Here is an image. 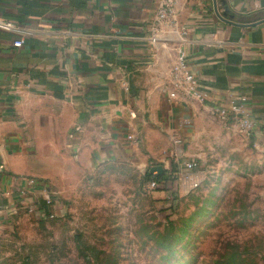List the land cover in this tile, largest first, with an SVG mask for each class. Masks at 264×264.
<instances>
[{
    "label": "crops",
    "instance_id": "1",
    "mask_svg": "<svg viewBox=\"0 0 264 264\" xmlns=\"http://www.w3.org/2000/svg\"><path fill=\"white\" fill-rule=\"evenodd\" d=\"M165 1L0 0L25 39L17 49L0 30V225L43 201L30 179L51 189L70 162L88 172L139 155L169 173L193 153L198 115L232 103L264 142V0H174L158 25ZM179 50L206 101L176 87Z\"/></svg>",
    "mask_w": 264,
    "mask_h": 264
},
{
    "label": "rangeland",
    "instance_id": "2",
    "mask_svg": "<svg viewBox=\"0 0 264 264\" xmlns=\"http://www.w3.org/2000/svg\"><path fill=\"white\" fill-rule=\"evenodd\" d=\"M194 123L193 153L167 164L168 194L148 188L160 165L139 155L88 172L70 162L53 217L0 225V264H264V142L215 113ZM164 237L178 239L171 251Z\"/></svg>",
    "mask_w": 264,
    "mask_h": 264
},
{
    "label": "built area",
    "instance_id": "3",
    "mask_svg": "<svg viewBox=\"0 0 264 264\" xmlns=\"http://www.w3.org/2000/svg\"><path fill=\"white\" fill-rule=\"evenodd\" d=\"M174 0H166L160 3L157 10V24H167L172 23L175 17V6ZM0 30L8 33L21 34L20 27L12 21H7L0 18ZM25 44V39L20 35V38L14 41L13 46L15 48H21ZM173 81L178 88L186 86V91L190 97L193 99L204 102L208 99V93L202 90L198 78L193 75L187 66L186 55L182 50H179L176 58V62L172 68ZM243 102L246 101L245 98L242 99ZM221 120L229 121L232 119L237 130L249 137H252L254 131V123L251 119L246 117L245 110L243 106H237L234 103L231 104V108H222L214 110V112ZM180 143L179 140L175 141ZM188 167L197 166L196 162L188 163ZM29 185H38L43 191V205L31 204L27 206L25 211H30L33 213H38L43 217H53L57 212L58 207V194L53 192L48 188V186L42 182H38L35 179H30L28 181ZM158 187L155 181L148 183V188L155 189ZM57 203V204H56Z\"/></svg>",
    "mask_w": 264,
    "mask_h": 264
},
{
    "label": "trees",
    "instance_id": "4",
    "mask_svg": "<svg viewBox=\"0 0 264 264\" xmlns=\"http://www.w3.org/2000/svg\"><path fill=\"white\" fill-rule=\"evenodd\" d=\"M174 177L172 174L168 175V172L166 174H164L163 176H154L153 180L151 181H155L158 185V188L162 187L161 189L165 192H170L172 191V186L169 184L170 182L172 183ZM163 243H161V248L164 251H171L173 248V243H177L178 239L176 241L173 240H169V238H163Z\"/></svg>",
    "mask_w": 264,
    "mask_h": 264
},
{
    "label": "water",
    "instance_id": "5",
    "mask_svg": "<svg viewBox=\"0 0 264 264\" xmlns=\"http://www.w3.org/2000/svg\"><path fill=\"white\" fill-rule=\"evenodd\" d=\"M157 173V176H163L165 174V170L162 166H157L151 169V173Z\"/></svg>",
    "mask_w": 264,
    "mask_h": 264
}]
</instances>
